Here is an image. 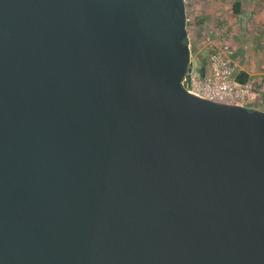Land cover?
I'll return each instance as SVG.
<instances>
[{
  "label": "water",
  "instance_id": "1",
  "mask_svg": "<svg viewBox=\"0 0 264 264\" xmlns=\"http://www.w3.org/2000/svg\"><path fill=\"white\" fill-rule=\"evenodd\" d=\"M185 0H0V264H264V110L182 84Z\"/></svg>",
  "mask_w": 264,
  "mask_h": 264
},
{
  "label": "built area",
  "instance_id": "2",
  "mask_svg": "<svg viewBox=\"0 0 264 264\" xmlns=\"http://www.w3.org/2000/svg\"><path fill=\"white\" fill-rule=\"evenodd\" d=\"M217 34L215 29L206 32L204 40L208 52L205 63L196 69L192 66L191 71L184 76L182 84L188 92L202 98L252 107L256 95L254 79L238 80L234 50L226 41L215 43L214 37Z\"/></svg>",
  "mask_w": 264,
  "mask_h": 264
},
{
  "label": "rangeland",
  "instance_id": "3",
  "mask_svg": "<svg viewBox=\"0 0 264 264\" xmlns=\"http://www.w3.org/2000/svg\"><path fill=\"white\" fill-rule=\"evenodd\" d=\"M237 0H185L187 31L188 39L190 42V51L192 66L196 69L199 66H203L205 63V56L208 52V46L205 43V34L209 29H215L218 34L215 35V43L226 41L231 42L232 39L236 42H231V47L236 51V44L244 51V55L249 57L250 48L253 46L250 44L251 39H241L230 35V19L233 17V5ZM248 2H256V0H248ZM252 18V15H250ZM229 21V22H228ZM234 36V37H233ZM236 43V44H235ZM250 44V46H249ZM255 90L259 91V86L255 78ZM257 99V94L254 96V102ZM255 105L254 103L252 106Z\"/></svg>",
  "mask_w": 264,
  "mask_h": 264
},
{
  "label": "crops",
  "instance_id": "4",
  "mask_svg": "<svg viewBox=\"0 0 264 264\" xmlns=\"http://www.w3.org/2000/svg\"><path fill=\"white\" fill-rule=\"evenodd\" d=\"M234 7H237V11H234ZM232 15L230 22L228 21L230 35L251 39L250 44L253 46L252 48L249 44L251 50L249 57H246L244 51L235 43L237 48L234 51V61L238 72L243 73L242 77L255 78L259 86V91L256 92L257 99L252 108L264 110V0H256L252 3L248 0H237L233 5Z\"/></svg>",
  "mask_w": 264,
  "mask_h": 264
},
{
  "label": "trees",
  "instance_id": "5",
  "mask_svg": "<svg viewBox=\"0 0 264 264\" xmlns=\"http://www.w3.org/2000/svg\"><path fill=\"white\" fill-rule=\"evenodd\" d=\"M234 11H237V7L236 8L234 7ZM242 75H243V73H238V75H237L238 80L244 81L246 79L245 77H242ZM244 76H246V75L244 74Z\"/></svg>",
  "mask_w": 264,
  "mask_h": 264
}]
</instances>
